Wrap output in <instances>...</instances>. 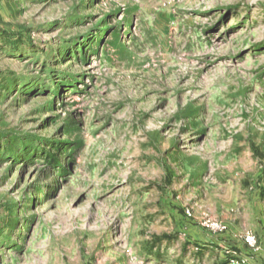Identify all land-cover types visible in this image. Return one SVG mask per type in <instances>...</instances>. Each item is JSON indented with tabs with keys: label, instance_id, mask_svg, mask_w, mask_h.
<instances>
[{
	"label": "rangeland",
	"instance_id": "obj_1",
	"mask_svg": "<svg viewBox=\"0 0 264 264\" xmlns=\"http://www.w3.org/2000/svg\"><path fill=\"white\" fill-rule=\"evenodd\" d=\"M0 45V264H264V0H0Z\"/></svg>",
	"mask_w": 264,
	"mask_h": 264
},
{
	"label": "trees",
	"instance_id": "obj_2",
	"mask_svg": "<svg viewBox=\"0 0 264 264\" xmlns=\"http://www.w3.org/2000/svg\"><path fill=\"white\" fill-rule=\"evenodd\" d=\"M83 53H84V51H83ZM9 87H11V86H9ZM40 139L41 140H46V141L49 140V139L44 138V137H40ZM21 142H22V146L20 147V153H22L21 156H23L24 158H28V152H27L28 151V149H27L28 143H26L24 141H21ZM13 143H15V141L12 140L10 136H8L6 139H3V137L0 136V150L2 148L4 149L3 154H7V156L13 155L15 160H19L20 157H21L19 155V153H16L15 154V153H13L11 151V148H12V144ZM4 144H5V147H3ZM46 158H47V162L48 163H51V162H59L58 159L56 158V155H54V154H50Z\"/></svg>",
	"mask_w": 264,
	"mask_h": 264
},
{
	"label": "built area",
	"instance_id": "obj_3",
	"mask_svg": "<svg viewBox=\"0 0 264 264\" xmlns=\"http://www.w3.org/2000/svg\"><path fill=\"white\" fill-rule=\"evenodd\" d=\"M0 51H1V45H0ZM221 228H225V226L221 227ZM245 241L248 243L249 246H251L253 249H257L258 248V240L256 235L252 234V233H248L245 235Z\"/></svg>",
	"mask_w": 264,
	"mask_h": 264
}]
</instances>
